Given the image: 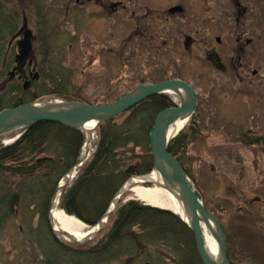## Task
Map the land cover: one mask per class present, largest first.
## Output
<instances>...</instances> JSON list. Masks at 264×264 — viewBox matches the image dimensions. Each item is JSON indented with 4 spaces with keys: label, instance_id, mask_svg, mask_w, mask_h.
<instances>
[{
    "label": "rangeland",
    "instance_id": "rangeland-1",
    "mask_svg": "<svg viewBox=\"0 0 264 264\" xmlns=\"http://www.w3.org/2000/svg\"><path fill=\"white\" fill-rule=\"evenodd\" d=\"M94 1L92 0L91 6H85L83 2V5L78 6L74 0H9V5L3 7L0 0L4 14L2 17L6 19L11 17L15 25L9 38L2 42L6 53L0 63V70L6 76H0V108L9 109L19 100L20 103L24 101L20 105L30 103L37 93L49 90V84H45L41 77L42 72L51 74L58 71L70 82L65 88L71 94L66 92L63 94L74 95L71 90H76V93L81 95L90 106L111 104L141 84H156L175 77H178L182 83L191 84L198 94L199 109L197 113L195 112L194 120L188 122L179 133L183 140L177 159L206 210L218 221L224 232L228 263L264 264V230H260L263 229L260 227L262 226L260 225V194L264 195V183H260V178H264V166L260 165V147L241 146L238 141L242 136L245 142L254 140L245 134L248 129L254 128V124H248L251 115V110L248 109L250 100H244L249 97V92L244 87L253 88L254 85H258L259 88L260 85L263 88L260 90V99H264L262 94L264 92V0H242V7L246 9V17L242 18L245 24L239 29L236 25H232L229 30L224 26L220 27V22L211 20L216 18L215 15L219 12L218 6L209 8L206 3L208 0H200L202 19L201 24L195 27L196 36L201 39L200 62L199 65L188 62L187 70L184 69L181 73H173L172 69L171 72L169 68L167 69L165 65L170 60L160 46L145 50L146 47L148 48V41L143 35L138 37L137 33L136 37L129 36L131 30L128 13L132 7H138L141 12L147 8L146 5L163 10L177 0H138L137 2L130 0L128 8L127 0H105L104 12L111 10L110 3H112L118 6L121 12L119 16L101 14L100 10L95 9ZM233 5L230 4L234 19L238 11ZM83 7L85 10L82 9ZM123 10L125 13H122ZM40 14L44 15L42 21L37 19ZM21 15H24L22 21ZM204 19L209 23L202 22ZM237 33L243 35L240 44L244 40H251L252 43L241 53L243 64L247 67L245 73L235 77L234 80V74H224L223 71L217 72L211 68L205 60L203 49L215 47L222 59L232 56L235 63L236 59L240 58L236 48L238 43L235 40ZM11 39L16 42L8 47ZM216 39L221 41V46H218ZM25 40L29 43L26 61L29 60V51L32 49L31 55L34 57L31 56L32 61L29 60V65L37 62L38 68H32L31 72L30 69H23L26 75L23 73L22 78L20 76L19 79L15 76L19 74H16L18 67L24 66L21 51ZM46 57L50 60L48 64ZM13 58L20 66H14ZM194 69L195 71H192ZM30 74L34 76V80L25 79ZM13 88H15L14 92L11 90ZM231 93L236 95L231 96ZM165 96L169 101L179 104L178 97ZM34 100L65 102L55 95ZM127 111L117 116L115 123L123 122ZM260 113H264V100H260ZM155 119L156 117L149 129L148 137ZM97 131L98 127L95 130L96 136ZM22 133L23 130H19L0 138L1 146L11 145ZM81 134L83 143L75 158H71L67 153L64 143L44 141L39 152L24 153L26 156L21 160L22 166L37 165L28 177L0 173V189L6 187L17 194L13 213L8 217L0 218V264H69L64 262L61 255L56 261L57 251L48 253V248L54 247V243L49 242L51 239L47 241V233L43 231L45 227L41 229L39 225L41 219L39 210L46 205L47 219L57 187L64 181L63 177L68 175L79 158L85 140L84 134ZM97 139L98 136L92 145V152L95 150ZM137 153L138 150L134 154ZM125 157L127 159L125 158L124 161L127 162L131 152L125 153ZM46 159H62L69 166L67 168L58 166L57 173L61 175L56 179V174L54 176L48 174L45 165L38 167V164ZM89 159L68 176L70 181L59 195V204L62 195ZM260 184L263 189H260ZM134 187L152 189L157 186L136 184ZM41 189L51 194L47 203L44 197L40 199L37 196ZM128 201L145 205L139 202L132 191L126 190L123 198L118 200L113 213L120 204ZM59 209L63 211L60 205ZM109 223L107 222L93 239L81 244L57 240L52 234L48 219L47 230L59 241V244L69 249H87L101 242L111 228ZM87 229L85 228L84 231ZM132 232L141 234L137 228H132ZM169 247L162 242L154 246L142 243L141 246L135 247L130 257L123 256L110 264H179L177 257L172 254L173 249Z\"/></svg>",
    "mask_w": 264,
    "mask_h": 264
},
{
    "label": "trees",
    "instance_id": "trees-1",
    "mask_svg": "<svg viewBox=\"0 0 264 264\" xmlns=\"http://www.w3.org/2000/svg\"><path fill=\"white\" fill-rule=\"evenodd\" d=\"M2 15L4 14L0 5V31H4V36L11 35L15 25L12 23L11 17L6 19ZM2 35L3 33L0 34V63L5 57ZM49 62L50 60L47 58V64ZM47 73L42 72L41 77L45 84H49L50 89L47 90L49 93L47 91L37 93L32 97L33 100L43 96L55 95L67 102L86 103L83 97L76 93V90H71L74 95H69L71 93L65 87L69 86L68 83L70 82L65 76L58 71L51 74ZM14 89H11L12 92ZM52 91L59 94L51 93ZM63 92L69 94H63ZM23 102L20 103L19 100L11 107L18 106ZM168 108H172L169 99L165 95H156L146 98L127 111L123 122L120 124L115 123L117 117L100 124L97 131L98 139L95 152L62 195L60 208L87 225H94L104 214L110 199L124 180L131 176L150 173L152 157L148 132L156 115ZM182 140L183 137L179 134L170 142L167 150L176 159L182 146ZM44 141L64 143L67 147V153L71 155V158H75L78 156L83 143V136L75 130L67 129L55 123L41 122L30 126L13 144L5 147L0 144V173L16 177H28L37 165L34 167L22 166L21 160L26 156L24 153L39 152L38 150L41 149ZM136 150H138L137 155L134 154ZM130 152L131 157L127 162L124 161L125 153L130 154ZM177 161L180 164L178 159ZM38 165V167L45 165L48 174L52 176L56 174V179L61 175L57 173L58 166L62 168L69 166L62 159H46ZM50 195L44 189H41L37 194L40 199L44 197L46 203ZM16 199L17 194L14 191L6 187L0 189V218L1 216L8 217L13 213L17 203L15 202ZM46 211V205L39 210L41 213L39 225L41 229L45 227L43 231L45 234L47 233V241L51 239L49 242L54 243V247L48 248V253L53 252V250L57 251L56 261L61 255L60 257L64 262L69 264L83 262L84 264H110L123 256L130 257L135 247L141 246L142 243L154 246L162 242V244L173 249L172 254L177 257L179 264H201L196 253L192 233L177 216L170 212L146 207L135 201H128L120 204L118 209L109 217L108 222H110L111 228L101 242L87 249H69L59 244L47 230ZM132 228L139 229L141 234H133Z\"/></svg>",
    "mask_w": 264,
    "mask_h": 264
},
{
    "label": "water",
    "instance_id": "water-1",
    "mask_svg": "<svg viewBox=\"0 0 264 264\" xmlns=\"http://www.w3.org/2000/svg\"><path fill=\"white\" fill-rule=\"evenodd\" d=\"M22 45L21 58L23 60L28 53L29 43L25 40ZM178 90L183 92L184 99L180 96ZM165 93L173 94L178 97L179 104L175 108L161 111L156 116L154 125L149 133V146L153 160L152 171L157 172L164 183L158 185L155 182L144 180L146 176L130 178L117 191L107 211L95 225L94 232L82 243L92 239L103 229L108 216L114 211L120 196L128 186H130L131 183L141 182L157 185L164 191H171L176 195V198L184 209L186 220H183L181 217L179 218L192 232L196 251L202 264H228L226 259L225 236L220 225L216 219L206 211L201 200L196 195V191L188 176L180 167L177 160L167 151L170 141L177 133L171 137H165L164 134L162 135V126L166 123L192 119L197 96L189 85L180 81L141 84L113 103L103 106H90L79 102L32 101L16 108L6 109L0 112V138L41 122L59 124L63 127L83 133V127L87 123L93 122L96 129L98 124L123 114L146 98ZM86 160L87 159L82 162V157L80 155L72 169L68 172V175L63 177L64 183L62 187H57V190L60 189V193L70 181L68 176H71L74 170L86 162ZM130 180H132V182H129ZM48 223L52 234L60 240L52 230L49 213ZM204 230L208 231L216 244L218 251L216 260L212 259L206 251L203 242ZM64 236L67 237L68 235ZM71 243L81 244L77 241Z\"/></svg>",
    "mask_w": 264,
    "mask_h": 264
},
{
    "label": "flooded vegetation",
    "instance_id": "flooded-vegetation-1",
    "mask_svg": "<svg viewBox=\"0 0 264 264\" xmlns=\"http://www.w3.org/2000/svg\"><path fill=\"white\" fill-rule=\"evenodd\" d=\"M137 1L138 0H135V2ZM82 2L85 6L92 5V0H84ZM82 2L79 3L78 0H74V3L78 6L83 5ZM241 2L242 0L206 1L207 6H210L209 8L217 5L219 9V12H217L218 14L215 15L216 18L214 20H211L213 22H220V26H224L228 28V30L232 25H236L238 27L245 24V21H243L242 18L243 16L246 17V9L242 7ZM231 3L234 4V8L238 11V15L234 19L232 8L230 6ZM93 5L96 7L95 9L100 10L101 14H107L108 16H119L121 14V12L118 10V6L112 3H110L111 10H107L108 12H104V9L106 7L105 0H95ZM129 5L130 0H127L126 7L128 8ZM146 6L147 8H144L143 12H141V9H138V7L131 8L130 6L131 10L130 13H128L130 16L129 28L133 32L130 31L129 36L136 37L137 33L138 37L144 36V39L148 41V48L146 47L145 50H148L150 47L156 48L157 45L160 46V49L168 55V59L170 60L169 62H166L165 65L167 69L169 68L170 72L171 69L174 71L173 73H181L184 69L187 70L188 62H192V65L194 63L198 64V62H200L202 47L200 41L201 39H198L196 36L195 27L201 24L202 19L200 12V0H177L171 6L163 10L154 9L149 7L148 5ZM82 9H84V7ZM124 10L126 11L125 8ZM124 10L122 13H125ZM150 10H152L153 14H150L152 13ZM202 22L209 23L207 19H204ZM196 32L197 34H199L198 31ZM241 38H243L242 34H236L235 40L238 43V47L236 48L238 50L240 58H237L235 63L234 59L231 58L232 56H226V59H222L215 47H208L203 49L207 64H209L210 67L217 72L223 71V73L225 74H234V80H236L235 77L241 76L242 73H245V68H247L243 64L241 53L247 46L252 43L251 40H244V42L240 44L242 40ZM216 43L218 44V46H221V41L219 39H216ZM147 54L150 53L147 52ZM153 56L154 55H152V57ZM219 63L224 66V70L220 68ZM31 65L26 63L23 66L24 68H21V66L18 67L19 74L21 73V78L23 76V73H25L26 75V72H24L23 69H30L31 72L32 68L29 67ZM195 69L192 71H195ZM27 78L34 80V76H32V74H30L25 79ZM172 79L179 78L175 77ZM244 89L249 92V97L244 98V100H250L248 109L251 110V115L249 117L248 124H254V128L248 129L245 134L249 137L254 138V140H252L251 142H245L242 136L241 139H238L239 145L260 147V165L264 166V163H261L264 162V113H260V100H264L260 99V90L263 88L260 85L259 88L258 85H254L253 88L244 87ZM262 94L264 95V92ZM230 95L235 96L236 94L231 93ZM242 95H244V93ZM198 104L199 100L197 101L196 105V113L199 109ZM251 135H256L257 137ZM260 179V183H264V178L262 177ZM260 189H263V187H261V184ZM260 225H262L260 227L263 228L260 230H264V195L262 193L260 194Z\"/></svg>",
    "mask_w": 264,
    "mask_h": 264
},
{
    "label": "bare ground",
    "instance_id": "bare-ground-1",
    "mask_svg": "<svg viewBox=\"0 0 264 264\" xmlns=\"http://www.w3.org/2000/svg\"><path fill=\"white\" fill-rule=\"evenodd\" d=\"M8 1L7 0H1V2H2V4H4V6L9 5L10 2H8ZM82 1H84V0H78L79 3H81ZM42 16L44 17L43 14H42ZM42 16L41 17L38 16L37 19L39 21H42L43 20ZM23 17H24V15H21V21L23 20ZM113 27L115 28L114 24H113ZM239 27L240 26H238V29H239ZM2 33H3L2 37L4 39L9 38V35L4 36V31H0V34H2ZM33 34L34 33L32 32V36H33ZM237 34H239V33H237ZM30 35H31V31H30ZM14 42H16V41H12V39H11L10 43L8 44V47H10ZM31 45H32V41H31ZM31 50L29 51L28 58H29V60L32 61L31 56L32 57H34V56L31 55L33 53V51L31 52ZM13 63L15 66V62H13ZM219 66L222 70H224V66L221 63H219ZM31 68H38V63L36 62V63L32 64ZM18 73H19V71L17 69V74ZM0 76H2V77L6 76L2 72V70H0ZM20 76H21V73L15 77H18L19 79H21ZM40 78L41 77L39 76V78H38L39 81H40ZM178 93L184 99L183 92L181 90H178ZM195 95L197 96V101H198V94L196 92H195ZM197 101H196V105H197ZM18 106H20V105H18ZM18 106L9 107V109L10 108H16ZM195 109H196V106H195ZM3 110H6V109H1L0 112ZM185 125H186L185 120L184 121L178 120L175 122L166 123L165 125L162 126V132H163L162 135L164 134L165 137H171L174 134H176L177 132H179L180 130L184 129ZM83 134H84L85 140H84V144H83V147H82L81 153H80V155L82 157V162L85 159H87V157L91 153L92 145H93L94 140H95V125L93 122L87 123L83 127ZM128 180L129 179H126L122 183H126ZM144 180L155 182L158 185H162V183H164L163 179L159 176V174L157 172H152L150 175H147ZM129 182H132V180H130ZM62 183H64V181L60 182V184L58 186L59 188L62 187V185H63ZM137 183H141V182H137ZM137 183H134V184L131 183L130 186H128V187H134ZM132 193H134L135 197L139 200V202H142L145 205H148L150 207H154V208L157 207L160 209L168 210L173 215H177L178 217H181L183 220H186V217L184 214V209L180 205L178 199L176 198V195L173 192L163 191L162 188H160V187H156V188H152V189L151 188L134 187L132 190ZM59 195H60V189L56 190L54 197H53V200L51 202L50 208H49V212H48L49 213V219H50V222L52 225V230L63 241H69V242L77 241L80 243L84 242L94 232V228L93 229L89 228V229H87V231H84L85 228L83 227V224L81 221H79L77 218L69 216V215L65 214L63 211H61L59 209V199H60ZM196 195L199 196L197 192H196ZM122 198H123V195H122ZM202 205H203V203H202ZM204 208H205V206H204ZM61 234L69 235V236L66 237V236L61 235ZM203 242H204V245L206 247V251H207L208 255L212 259L216 260L218 257L217 247H216V244L214 243L212 237L210 236V234L208 233L207 230H204Z\"/></svg>",
    "mask_w": 264,
    "mask_h": 264
}]
</instances>
